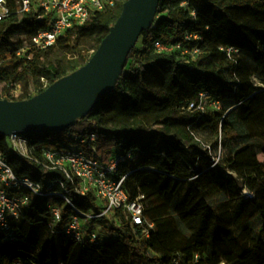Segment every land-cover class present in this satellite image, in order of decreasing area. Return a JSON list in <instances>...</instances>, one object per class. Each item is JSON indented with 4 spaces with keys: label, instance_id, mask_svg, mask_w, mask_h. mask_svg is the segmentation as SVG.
<instances>
[{
    "label": "trees",
    "instance_id": "16d2710c",
    "mask_svg": "<svg viewBox=\"0 0 264 264\" xmlns=\"http://www.w3.org/2000/svg\"><path fill=\"white\" fill-rule=\"evenodd\" d=\"M126 1L117 0V7L95 13L80 31L79 37L98 36L94 53ZM161 14L166 17L159 18ZM38 28L33 13L0 23L4 61L0 79L8 84L24 81L37 95L84 66L94 54H82L80 38L67 35L48 51L35 53V60L23 67L16 59L21 36H33ZM187 33L204 38L203 53L192 65L174 53H154L156 42L174 45ZM220 47L240 49L238 62ZM62 49L79 52L81 61L58 70L50 55ZM245 56L254 59V70ZM254 75L264 84V0H161L154 26L142 33L115 90L74 127L29 136L33 145L57 148L75 145L73 135L95 134L103 161L113 151L138 150L142 169L134 168L126 187L131 199L145 194V219L155 224L156 231L142 236L137 246L128 230L112 228L121 234L125 251L112 242L85 248L52 235L48 209L43 200L32 198L19 225L22 242L2 244L0 233V264L17 252L36 250L41 264H169L174 259L189 262L196 254L201 257L199 264H264V89L254 82ZM42 78L48 80L47 88H41ZM203 91L223 101L220 111L201 119L199 112H181ZM204 145L215 150V158ZM220 146L224 153L218 157ZM0 149L19 176L39 182L61 177L56 172H36L13 153L3 136ZM244 190L255 200H244ZM94 202L92 195L77 200L86 212L97 211ZM137 230L142 234V228Z\"/></svg>",
    "mask_w": 264,
    "mask_h": 264
},
{
    "label": "built area",
    "instance_id": "2783aa9c",
    "mask_svg": "<svg viewBox=\"0 0 264 264\" xmlns=\"http://www.w3.org/2000/svg\"><path fill=\"white\" fill-rule=\"evenodd\" d=\"M116 0H0V23L14 16L34 14L38 31L33 36L22 35L21 46L16 59L23 64L32 61L35 53L48 51L67 33L82 29L97 12H103L115 6ZM161 50H168L157 44ZM75 145L49 148L33 145L29 136L16 134L7 138L15 155L27 161L41 174L60 173L61 177H46L44 181H35L29 176H19L7 162L0 149V233L2 244H20L19 225L24 214L31 206L32 198L43 200L48 209L51 222L60 224L67 221L63 233L68 239L78 243L85 242L83 223L114 214L128 216L131 228L145 229L147 237L154 232V226L145 219L144 199L140 194L131 199L126 187V179L131 171L127 165L133 161L135 151L126 155L113 153L107 161L99 156L96 135L81 137L73 135ZM89 195L94 196L97 214L84 212L77 200ZM246 198L254 195L245 191ZM60 201V202H58ZM67 213L66 220L64 213ZM90 244L104 245V241L93 230H88ZM33 254L17 252L9 259L16 264H34ZM201 257L196 254L193 260L186 262L174 259L169 264H199Z\"/></svg>",
    "mask_w": 264,
    "mask_h": 264
},
{
    "label": "water",
    "instance_id": "95a60500",
    "mask_svg": "<svg viewBox=\"0 0 264 264\" xmlns=\"http://www.w3.org/2000/svg\"><path fill=\"white\" fill-rule=\"evenodd\" d=\"M161 0H127L99 49L81 68L30 99H0V136L58 133L85 119L118 85L143 32L157 18Z\"/></svg>",
    "mask_w": 264,
    "mask_h": 264
},
{
    "label": "rangeland",
    "instance_id": "374dc122",
    "mask_svg": "<svg viewBox=\"0 0 264 264\" xmlns=\"http://www.w3.org/2000/svg\"><path fill=\"white\" fill-rule=\"evenodd\" d=\"M178 4L173 5V7L177 6ZM117 7V0L115 3V6L113 8ZM112 9V8H109ZM108 11L105 10L104 12ZM166 17V14H161L159 16V18H163ZM91 21V19H90ZM82 29H78L76 31H73L71 33H67L64 35H70L72 36L74 39H78L79 40V48H80V52L82 54H85L87 56H90L94 53L95 49L98 46V36L97 35H86V36H82L79 37V33ZM204 40L203 37L199 36V35H192L187 33L184 37V40L182 42H179L177 44L174 45H165L161 42H156L154 45V53L157 54H161V53H174L177 57L178 60L190 64L192 65L199 57L200 55L203 53L200 47V42H202ZM60 41V40H59ZM58 41V43H59ZM57 43V45H58ZM157 44H160L162 47H166L168 50H161L157 47ZM220 51L225 54L231 61L237 63L239 58L241 57V50L234 48V47H220ZM95 54V53H94ZM93 54V55H94ZM92 55V56H93ZM35 57V56H34ZM33 57V59H34ZM32 59V60H33ZM50 59L52 61V63L57 67L58 70L62 71L64 68L68 67L71 63L75 62V61H81V56L80 53H75L71 50H67V49H62L56 52H53L50 55ZM91 59V58H90ZM245 62L247 63V65L254 70L256 65H255V61L252 57H244ZM35 60V59H34ZM4 61L2 59H0V68L3 66ZM29 64V63H28ZM28 64H24L26 67L28 66ZM193 69V67H192ZM253 80L254 82L261 88L264 89V84L261 82V80L254 75L253 76ZM41 82V88H47L48 87V80L46 78H42L40 80ZM26 83L23 82H11V83H6L4 80L0 79V99H7L10 101H21V100H25L27 99L29 96H35L37 95L36 92L37 90L31 85L28 87V89L26 88ZM223 107V101L220 98H217L215 95H213L211 92L209 91H203L199 94V99L197 101H193L191 103H189L187 106L182 107L181 108V112H199V119H201L206 113L208 112H218L222 109ZM235 109V107L231 108L226 115H228L231 111H233ZM195 136V138L197 140H199L198 135L193 134ZM100 147V146H99ZM187 148V147H186ZM209 148V155L211 158H215L216 153L214 149H211V147H208L207 145H204V149ZM100 149V148H99ZM131 151H135V155L133 156V161L129 162V164L127 165L128 170L131 171L130 175L135 172L136 170H140L142 168L141 167L142 161H143V156L142 154L138 151V150H131ZM130 152V151H128ZM127 152V153H128ZM113 153H119L120 155H126L127 153H121V152H116L113 151L111 152V154ZM224 151L222 146L219 147V153H218V157L220 155H223ZM110 154V155H111ZM98 156L100 157L99 153ZM101 158V157H100ZM199 158H203L202 156H199ZM102 159V158H101ZM215 160V159H214ZM216 165H218V162L212 163L211 167H215ZM135 167H138V169L134 170ZM228 176H233L231 173L227 172ZM245 191L249 192L250 194L254 195L253 193H251L248 190H244V194H243V199L246 201H253L255 200V195H254V199L246 198L245 195ZM140 194L145 195L143 192H141ZM145 200L146 197L144 199V208H145ZM95 204V202H94ZM86 212V211H84ZM98 211H89L86 213H89L91 215L93 214H97ZM64 219L66 220V216L67 213H64ZM256 216H258V213L256 214ZM147 221V220H146ZM67 221H62L60 224H54L52 222H50L49 224V230L51 232L52 235L55 236H59L61 238H63L64 240L67 241H73L78 243L75 239H68L66 238V236L64 235V233L62 232L63 229L66 228L67 226ZM148 224H152L154 226V231H156V226L154 223L147 221ZM86 226L88 227L87 231H85V229L82 230V236L85 235L86 239L85 242L83 244L78 243L79 245L85 247V248H92V247H101L103 245L100 246H95L90 244L89 238L88 236L90 235V232L88 230H93L97 233V235L101 238L102 241H104L105 244L112 242L114 244V247L118 250L121 251H125L126 247L124 246L122 239H121V234L118 231H112V228H122L125 230H128L127 232L129 233V236L132 240V243L135 245H139L141 242V238L142 236L147 238V235L145 234L144 230L142 229V234H140V232L137 229H133L130 226V223H128V216L124 215V214H120V215H108L105 216L103 218L100 219H94V220H89L83 223V227L86 228ZM14 245V244H13ZM39 250L33 251L34 254L32 256V258L35 259V263L34 264H41L40 263V254L38 253ZM6 264H16L15 261H10V259H7ZM222 264H226V263H222Z\"/></svg>",
    "mask_w": 264,
    "mask_h": 264
},
{
    "label": "bare ground",
    "instance_id": "6f19581e",
    "mask_svg": "<svg viewBox=\"0 0 264 264\" xmlns=\"http://www.w3.org/2000/svg\"><path fill=\"white\" fill-rule=\"evenodd\" d=\"M219 161V158L217 157L216 159H215V162H218Z\"/></svg>",
    "mask_w": 264,
    "mask_h": 264
}]
</instances>
